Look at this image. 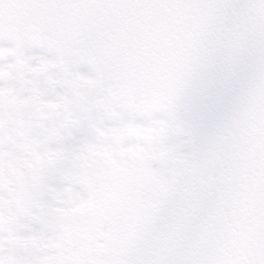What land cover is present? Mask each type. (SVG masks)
Returning a JSON list of instances; mask_svg holds the SVG:
<instances>
[{"label": "snow or ice", "instance_id": "snow-or-ice-1", "mask_svg": "<svg viewBox=\"0 0 264 264\" xmlns=\"http://www.w3.org/2000/svg\"><path fill=\"white\" fill-rule=\"evenodd\" d=\"M0 264H264V0H0Z\"/></svg>", "mask_w": 264, "mask_h": 264}]
</instances>
